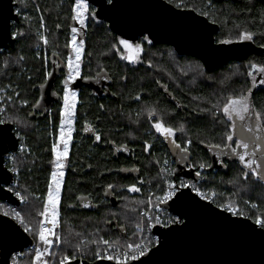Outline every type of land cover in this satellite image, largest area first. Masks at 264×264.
Instances as JSON below:
<instances>
[{"label":"trees","instance_id":"16d2710c","mask_svg":"<svg viewBox=\"0 0 264 264\" xmlns=\"http://www.w3.org/2000/svg\"><path fill=\"white\" fill-rule=\"evenodd\" d=\"M14 1L18 7L26 8L27 16L24 18L22 10L21 23L12 24L13 34L24 35L17 36L15 45L8 50L0 49V84L11 87L13 97L16 92L20 93L9 108L16 113L11 120L21 124L30 154L15 156L20 169L18 188L27 196V203L17 209L24 208L26 219L35 226L54 169L53 135L57 136L61 115L60 108H55L53 103L50 105L52 113L48 109L41 116H35L32 111L40 102L41 84H49L51 77L46 73L53 75L57 63L61 64L58 57L69 52V32L73 27L70 4L74 0ZM185 3L198 11L206 8V0H185ZM213 4L212 16L208 19L219 25L218 43L222 39L240 42L238 33L248 30L255 33L250 42L264 49V36H261L264 33V0H213ZM90 12H95L92 5ZM41 36H46L47 45ZM142 37H120L106 21L90 18L85 65L89 63L84 66L78 85L82 105L77 110L78 130L65 162L67 174L60 208L59 234L68 243H64V251L53 250L58 253L56 257H45L53 264H58L63 255L78 256L74 250L76 244L99 236L120 244L137 241L141 235L136 225L148 204L149 192L165 189L170 179L184 178L175 176L174 157L177 155L171 148L173 145L156 133L152 124L163 119L176 128L183 125L185 131L177 132L176 140L182 146L187 139L193 141L187 156L188 170L197 172L200 164L212 165L213 158L205 145L222 143L228 129L206 110L223 102L230 94L247 91L251 82L246 66L249 62L264 63L263 52L208 71L199 59L182 55L170 45L157 44L149 36L151 43ZM121 38L142 45L138 62L121 59V55H127L118 44ZM62 73L60 69L58 78L52 76L50 86L63 98ZM100 76L107 83L105 89L97 91L91 81ZM25 100L27 106H23ZM253 103L257 110L264 111V86L253 90ZM151 109L156 111L154 119L148 116ZM85 128L92 130L85 131ZM97 135L101 136L99 142L95 139ZM201 140L204 143H200ZM145 142L152 145L148 151H145ZM167 158L172 166L168 172L161 171ZM201 170L203 186L216 192L217 205L227 202L239 205L243 216L252 220L264 216V181L251 174L245 180L243 173L248 170L243 169L239 161L224 159L222 168L210 172L207 167ZM109 185L113 186L111 191ZM131 185L139 187L140 192L127 191ZM18 188L15 191H19ZM109 220L113 222L108 224ZM143 234L156 240L148 229ZM95 250L96 246L92 245L88 254H83L85 262L96 261ZM34 256L35 252H27L20 264H33Z\"/></svg>","mask_w":264,"mask_h":264},{"label":"water","instance_id":"95a60500","mask_svg":"<svg viewBox=\"0 0 264 264\" xmlns=\"http://www.w3.org/2000/svg\"><path fill=\"white\" fill-rule=\"evenodd\" d=\"M87 2L95 8L96 17L106 21L120 37L137 39L147 35L157 44L170 45L182 55L199 59L208 71L264 52L263 48L250 41L218 43L216 35L219 25L191 11L177 9L166 0H113L112 4H108L107 0ZM16 5L13 0H0V49H8L16 43L12 35L13 22H20L19 15L15 13ZM52 76L49 84L41 88L38 107L41 102L51 105L57 100L50 86ZM74 87L79 88L78 84ZM48 109L50 106L46 105L44 113ZM0 128H11L7 135L0 134V201L20 207V200L14 192L8 191L15 174L5 164L6 156L17 152L19 139L13 124L0 125ZM174 159L176 177L192 178L194 181L199 179L195 171L182 166L178 156ZM222 165L218 159H214L207 171L219 169ZM182 191L186 193L184 198L179 202L169 201L163 208L175 216L178 212H188V215L183 216L186 226H155L152 234L159 243L134 264H264V230L256 228L252 219L231 215L214 204L207 205L213 209L212 212L193 210L192 201L199 200V197L187 188ZM199 202L207 204L206 201ZM34 242L12 217L0 213V264H5V261L10 264L13 253L24 251ZM79 262L76 259L71 264ZM84 264L115 262L97 260L84 261Z\"/></svg>","mask_w":264,"mask_h":264},{"label":"snow or ice","instance_id":"6c2138e0","mask_svg":"<svg viewBox=\"0 0 264 264\" xmlns=\"http://www.w3.org/2000/svg\"><path fill=\"white\" fill-rule=\"evenodd\" d=\"M108 4H112L113 0H107ZM168 3L172 4L173 0H168ZM174 7L177 9H185L191 11L201 17L211 18L212 11L214 7L213 0H206V8L197 10L196 7H189L185 0H175ZM90 5L87 0H74L72 6V19L75 20L79 29L73 27L71 29L72 37L70 41L71 50L73 55H69L66 60V67L68 69L65 79L63 81V109L61 111V121L59 128V144L62 145V150L57 144L52 145V152L54 154V164L55 170L51 173V183L48 186L47 197L43 204V210L38 213L39 219L37 225L33 226L26 219V214L21 211H17L15 208L11 211L12 219H14L22 228L24 233H27L37 241L38 247L35 248V264H50V261L45 257H56L58 253L53 251L54 246L59 247L63 243H68L58 232L57 229L61 227V190H62V177L64 176L63 169L66 166V161L69 155V145L72 138V122L75 115V108L77 103V93L72 90L70 85L76 80L82 78L81 76V64L82 55L84 53V42L77 40V34L79 31L87 27L88 20L95 19L97 13L89 11ZM41 19H43L41 17ZM215 22V21H213ZM59 28L60 26L57 25ZM239 27V25H237ZM24 33H16L13 36L15 39L17 36H23ZM264 36V33H261ZM255 38V33L252 31L244 30L238 33V40L243 41H253ZM44 44H48L46 37L41 36ZM144 41L151 43V40L147 35L142 37ZM234 41L231 39H222L219 41L220 44H231ZM118 44L122 46L123 51L127 55H121V59L127 60L131 63H136L139 61L140 53H142V45L137 43L133 44L128 39H119ZM68 46V45H66ZM115 47V46H114ZM264 47V45H262ZM116 51H121L120 48H116ZM55 55V54H54ZM22 60L23 57H20ZM46 59V58H45ZM246 75L250 79L251 87L245 92L239 94H230L223 99V102H217L212 105L211 109L208 111L213 119L218 123L224 124L228 129L222 137V143H212L206 144L205 146L209 150L217 153V159L221 164H223V159L221 157H235L238 159L239 163L242 165L243 169H247L243 173V178L248 179L249 174L258 180H264V111H259L253 103V90L259 86H264V63L249 62L246 66ZM48 77L52 76V73H46ZM30 79V78H29ZM40 87H44L41 84ZM15 95L18 97L19 92ZM11 99V98H9ZM137 100L140 99L139 96L136 97ZM28 102L23 101V106H27ZM39 102H37L38 106ZM3 111V110H0ZM149 118L154 119L156 117V111L151 109L148 111ZM67 117V120L64 118ZM221 117L223 119H221ZM8 123L17 124L16 120H5L0 119V125H5ZM68 124V129L65 131L64 125ZM155 132L158 133L164 140L171 143L176 149L179 150L177 155L181 160L187 159L190 152L191 145L193 141L187 139L184 142V146L177 143L176 134L177 132L183 133L185 128L181 125L176 128L170 124H166L163 119L155 120L152 124ZM90 128H85V131H91ZM11 132V128H0V134L7 135ZM20 133L17 131V137L19 138ZM11 141V137H8ZM96 141L101 140V136L97 135L95 137ZM200 143H204L203 140ZM152 147L151 144L145 142V151H148ZM124 150H127L125 147ZM20 151H24L23 148ZM15 159V157H12ZM159 163V161H157ZM167 164V161H164ZM212 165L200 164L199 168H210ZM9 171H18L17 169H9ZM162 171H167L164 169ZM174 174V173H173ZM196 177L201 176V172L197 171L195 173ZM7 182V181H6ZM143 183V181H141ZM109 190L113 189L112 185H109ZM189 189L195 193L199 200H193L192 206L193 210L212 212L213 209L207 205L216 204L215 193H212L213 198H209V194L197 187L195 183H185L181 181L179 184L168 181L166 189L162 197L157 198V204L168 203L169 201L179 202L185 197L186 193L182 189ZM140 188L131 185L128 186L127 191L132 193L140 192ZM8 191L14 192V195L22 202L27 203V196L22 194L20 191H14L13 188H9ZM110 194V192L108 193ZM199 201H206L207 204H202ZM148 204L152 208H156L157 204H153L152 200L149 199ZM87 206V205H85ZM221 211L228 212L234 216H242L243 213L239 211L233 203H228L226 205H216ZM255 207V205H253ZM4 216H8L9 212L5 211ZM31 215V213H27ZM113 215H115L113 213ZM143 217L146 220V227L150 230L151 228L160 225L161 227L171 228L173 225H184L186 226V221L183 216L188 215V212H178L176 217L169 219H161L159 215H151L149 211L143 212ZM113 221H107L111 224ZM253 224L256 228L264 230V216H256L253 220ZM122 227V226H121ZM137 230L143 234L145 228L141 226L140 223L136 225ZM99 231V230H98ZM76 235H79L78 233ZM135 235V233H134ZM140 239H143L141 235ZM158 240H153L150 236L143 243L137 241L125 242L120 244L119 242H113L108 239H104L103 236H99L96 239H91L87 242L81 241V243L76 244L75 253L84 252L88 245H95L96 250L94 256L98 260L114 261L115 264H134L135 261L139 260L141 257L145 256L148 251H151V247L158 244ZM103 246V247H101ZM78 259V256L74 254L73 256L63 255L59 257L58 264H71L72 260ZM7 264V261H5ZM12 264H16V259L13 258Z\"/></svg>","mask_w":264,"mask_h":264},{"label":"rangeland","instance_id":"374dc122","mask_svg":"<svg viewBox=\"0 0 264 264\" xmlns=\"http://www.w3.org/2000/svg\"><path fill=\"white\" fill-rule=\"evenodd\" d=\"M73 4H74V1L70 4V9H72V6H73ZM90 5V4H89ZM18 9H19V11L21 12V14H22V10H24V14L26 13V8H22V7H18ZM89 11H91V5H90V8H89ZM73 15V13H72V11H71V16ZM26 16H27V14H25L24 15V18H26ZM72 24H73V19H72ZM73 27H76V26H74L73 25ZM72 27V28H73ZM79 29V28H78ZM86 29H87V32L84 34V32L83 31H79L78 32V34H77V40H78V42L79 41H83L84 42V52H85V49H86V43H87V34L89 33V30H90V19L88 20V22H87V27H86ZM69 52L67 53V55H64V58L65 59H67V57L69 56V54L70 55H73V57H74V53L72 54V50H71V45H70V41H71V37H72V32H71V30H70V32H69ZM45 45V44H44ZM82 57L85 59H83L82 58V60H83V62H82V65H84L85 66V63L87 62V60H86V52L85 53H83V55H82ZM56 61V60H55ZM82 67L83 66H81V69H82ZM68 70V69H67ZM67 70H65L66 72H67ZM83 70H84V68H83ZM82 70V71H83ZM66 72H64V73H62L63 75H62V77H61V81H62V89H63V81H64V77L66 76ZM105 83H106V79L105 78H103V79H98V80H96V82L95 83H93V86L97 89V91H100L101 89H105ZM2 88V89H1ZM78 89L79 88H77V89H75L76 90V92L78 91ZM4 91V92H3ZM6 91V92H5ZM13 92V90H11V87H9V86H4V85H2V84H0V110H3V111H0V119H5V120H11L13 117H15L16 115V113H13L11 110H10V105L14 102V98L15 97H17L16 95H15V97H13V95L11 94ZM62 93H63V90H62ZM6 95H8V96H6ZM2 97V98H1ZM77 97H78V93H77ZM4 98V99H3ZM5 98H6V100H5ZM9 98H11V99H9ZM3 100H5V101H3ZM7 100H9V101H7ZM77 100H78V98H77ZM7 102H9L8 104H7ZM62 109H63V103H62V106H61V108H60V115H61V111H62ZM41 110H46V107L44 106L43 108H41ZM42 114V113H41ZM19 117V116H18ZM61 117V116H60ZM62 118V117H61ZM74 118V117H73ZM21 119V118H20ZM65 120H67V117L66 118H64ZM19 122V121H18ZM67 123L64 125V126H66L65 128L66 129H68L67 128ZM71 127H72V125H71ZM14 128L16 129V132L17 131H19V133H20V136H19V138L22 140V142H23V146L26 148L27 147V149L26 150H24V152H22V151H20L19 153H21V154H25V155H27V154H30V150H28V148H29V146H28V144L25 142V136L23 135V133H21V124H19V123H17V124H14ZM15 132V133H16ZM16 135H17V133H16ZM59 147H61L62 148V145H60L59 144ZM208 151H209V153H210V156L213 158V159H217V153H214L213 151H211V150H209V148H208ZM177 153L178 152H176V155H177ZM52 154H53V152H52ZM15 157L16 155H10V157H9V159H8V161H9V164L8 165H6L8 168L10 167L11 169H17L19 172H20V169L17 167V165H16V163H17V159H16V157H15V159H12V157ZM178 156V155H177ZM222 159H226V160H236V161H238V159L237 158H235V157H231V156H228V157H221ZM52 159H53V161H54V157L52 156ZM178 159L180 160V163L183 165L185 162H186V159H184V160H181L180 159V157L178 156ZM187 180H191V179H187ZM193 180V179H192ZM191 180V181H192ZM194 181V180H193ZM261 181H264V180H261ZM20 185L18 184V186L17 185H15L13 188H18ZM19 189V191H21V189L20 188H18ZM62 192H61V201H62V194H63V192H64V190L62 189L61 190ZM64 195V194H63ZM46 197H47V193H46V195H45V197L43 198V200H42V206H41V210L40 211H42L43 210V204H44V201L46 200ZM0 204H1V201H0ZM226 204H228V202L227 203H225V204H223V205H226ZM147 207V206H146ZM150 207H151V205H150ZM237 207V206H236ZM23 209L24 208H20V209H17V211H21L22 213H23ZM239 209V208H238ZM2 210V206L0 205V211ZM39 219H42L41 217H39ZM61 219H62V217H61ZM140 224L142 225V221L140 222ZM59 231H60V229H59ZM141 234V233H140ZM141 237V236H140ZM144 237L146 238V240L148 239L146 236H145V234L143 235V241H144ZM141 240H140V238H138V240H137V242H140ZM85 242H87V240H85ZM66 245H64V243L63 244H61L59 247H55L54 246V248H53V250H56V251H58V250H65V249H63V247H65ZM91 247H92V245H88V247H87V249H85V251L84 252H82L84 255H87L88 254V252L91 250ZM75 250V249H74ZM28 251H26V253H27ZM49 260V259H48ZM35 261V260H34ZM33 264H35V262H33ZM50 264H53V263H51V261H50Z\"/></svg>","mask_w":264,"mask_h":264},{"label":"built area","instance_id":"2783aa9c","mask_svg":"<svg viewBox=\"0 0 264 264\" xmlns=\"http://www.w3.org/2000/svg\"><path fill=\"white\" fill-rule=\"evenodd\" d=\"M83 31H84V33H86L87 32V29L85 28V29H83ZM85 52H86V49H85ZM81 66H83L82 67V70H83V68H84V65H82L81 64ZM68 71V70H67ZM67 73V72H66ZM81 73H82V71H81ZM77 81L78 80H76L74 83H72L71 85H70V87L72 88V90L73 91H75L76 92V90L75 89H77V88H75L74 86L76 85V83H77ZM76 93H78V92H76ZM1 101V100H0ZM78 102H80L79 101V99L77 100V103H76V107L78 106ZM76 109V108H75ZM74 119H75V117L73 118V122H72V128L74 127ZM21 148H25V147H22V145H20L19 147H18V152H20V149ZM26 149H27V147H26ZM11 155H12V153H11ZM9 157H10V155H7V159H6V165H8L9 164V161H8V159H9ZM53 157H54V154H53ZM165 161H167V164H165L164 162L162 163V166H161V168L164 170V169H167V171L166 172H168L169 170H170V167H171V161L170 160H165ZM11 169V168H10ZM198 171H200L201 173H202V170H198ZM16 175H17V171H13ZM187 179H189V178H182L181 180H171V181H173V182H175V183H177V184H179L181 181H183V182H185V183H195L196 185H197V187H199V188H201V190L202 191H204L205 193H207V194H209V198L211 199V198H213L212 197V193H215V200L217 201V194H216V192H214V191H212V190H209V189H207L206 187H204L203 186V183H204V178L203 177H199V179L197 180V181H193L192 179V182L191 181H189V180H187ZM50 182H51V180H50ZM167 186V185H166ZM166 189V188H165ZM163 194H164V191H159V192H151L150 194H149V199H151L152 200V202H153V204H157V198L158 197H162L163 196ZM21 202V201H20ZM21 204H22V202H21ZM165 203H159V204H157V207L156 208H152V207H150V205L148 204V207L147 208H145L144 210H143V212H145V211H149L150 212V214L151 215H159L160 217H161V219H169V218H172V217H176L175 215H173V214H171L170 212H168L167 210H165L164 208H163V205H164ZM1 206H2V210L0 211V213H4L5 211H8L9 212V215L8 216H10V217H12L11 216V211H12V209L13 208H15L16 210H17V208L18 207H15V206H13V205H11V204H9L8 202H4V201H1V204H0ZM214 205H217V204H214ZM143 212L141 213V216H142V218H141V221H142V227H144L145 228V230H147L148 228L146 227V220H145V218L143 217ZM157 226H160V225H157ZM154 228V227H153ZM153 228H151L149 231L151 232V234H152V229ZM57 231H58V229H57ZM142 236L144 235V234H141ZM153 235V234H152ZM155 237V236H154ZM155 239H156V237H155ZM141 241H140V243H143L144 241H142V239H140ZM157 240V239H156ZM39 245H38V243H34L32 246H30V247H28L27 249H25L24 251H22V252H16V253H13L12 255H11V257H10V264H12V260H13V258H15L16 259V264H20L24 259H25V257H26V251H33V252H35V248L36 247H38ZM79 254V257H78V259H79V264H84V255L82 254V252L81 253H78ZM95 259H96V257H95ZM96 260H98V259H96Z\"/></svg>","mask_w":264,"mask_h":264},{"label":"flooded vegetation","instance_id":"af4514ba","mask_svg":"<svg viewBox=\"0 0 264 264\" xmlns=\"http://www.w3.org/2000/svg\"><path fill=\"white\" fill-rule=\"evenodd\" d=\"M14 1V0H13ZM15 2V1H14ZM16 3V2H15ZM17 4V3H16ZM15 13L16 14H18L19 15V17H20V14H21V12L19 11V9H18V6L16 5V7H15ZM73 25L74 26H76V28H79V25H78V23L75 21V20H73ZM81 31H83V30H81ZM84 32V31H83ZM85 34V33H84ZM12 35L13 36H15V34H13V30H12ZM59 59L58 60H60V63L61 64H59V63H57V65L55 66V70H54V72H55V74H56V76H57V78L59 77V75H60V69L61 70H63V73L64 72H66L65 70H67V67H66V60H65V58H64V56H61V57H58ZM61 58V59H60ZM82 74H83V71H82V73H81V76H82ZM65 78V77H64ZM55 79H56V77H55ZM81 79V78H80ZM80 79H78V81H77V83L76 84H80ZM98 79H103V76H100V77H98V78H96L95 80H92L91 81V83H95L96 82V80H98ZM55 81V80H54ZM106 83H107V80H106ZM44 86H46V85H44ZM105 87H106V84H105ZM42 89H43V87H41ZM41 88H40V90H41ZM81 87H79V89H78V98L80 99V96H81V89H80ZM52 89V88H51ZM52 93H53V95H55L56 97H57V100L56 101H53V106L55 107V108H61V106H62V103H63V98L60 96V94L57 92V91H55V90H53L52 89ZM80 95V96H79ZM80 101V100H79ZM78 106L76 107V109H75V115H74V117H75V121H74V128H72L73 129V131H72V138H71V142L74 140V138H75V135H76V132H77V130H78V127H77V110H78V108H79V106H81L82 105V102L80 101V102H78ZM46 105H47V107L48 106H50V103L48 104V103H40V106L38 107L37 105L33 108L34 110L32 111V115L34 114L35 116L37 115V116H41V113L42 114H44V111L43 110H41V108H43L44 106L46 107ZM50 110V109H49ZM51 111V113H52V109L50 110ZM31 115V117H33ZM14 125V124H13ZM69 126L67 125V128H68ZM59 128H60V123H59V126H58V129H57V136L55 137V135H53V139H54V143H56L57 144V146L59 147ZM65 128V127H64ZM77 128V129H76ZM66 129V128H65ZM14 131L16 132V129L14 128ZM65 131H67V130H65ZM17 133V132H16ZM71 142H70V145H69V152H70V149H71ZM22 143V144H21ZM53 143V144H54ZM20 144L21 145H23V142H22V140L19 138V146H20ZM22 147H24V146H22ZM171 148H173L174 149V152L176 153V150H175V148L173 147V146H171ZM28 149H30V147L28 148ZM24 150H25V148H24ZM61 150H62V148H61ZM16 153H19L18 152V150H17V152H15V153H12V155H16ZM8 155H11V154H8ZM52 156H53V154H52ZM6 159H7V156H6V158H5V162H6ZM214 160V159H213ZM224 160V159H223ZM6 164V163H5ZM182 166H184V167H186L187 169L188 168H190L189 166V162L187 161V159H186V162L182 165ZM10 169V168H9ZM55 170V168L53 169V171ZM63 172H64V176L62 177V181H63V183H62V185H63V187H62V189L64 190L65 189V179H66V174H67V171H66V168H64L63 169ZM18 173H19V171H17V175L15 174V180H14V182L10 185V186H8V189L9 188H13L15 185H17L18 183ZM50 180H51V176H50ZM51 183V182H50ZM49 183V184H50ZM14 189V191H15V188H13ZM63 194H64V192H63ZM63 194H62V200H63ZM61 204H62V201H61ZM61 208V207H60ZM61 211V210H60ZM61 217H62V212H61ZM60 229V228H59ZM59 229H58V233H59ZM35 243V242H34Z\"/></svg>","mask_w":264,"mask_h":264},{"label":"bare ground","instance_id":"6f19581e","mask_svg":"<svg viewBox=\"0 0 264 264\" xmlns=\"http://www.w3.org/2000/svg\"><path fill=\"white\" fill-rule=\"evenodd\" d=\"M20 21H21V19H20ZM212 22V21H211ZM21 23V22H20ZM216 24V23H215ZM220 30V29H219ZM14 32V31H13ZM44 34V33H43ZM45 35V34H44ZM46 37V36H45ZM16 39V38H15ZM260 47V46H259ZM8 50V49H7ZM86 51H87V49H86ZM85 53V52H84ZM73 54V53H72ZM70 55V54H69ZM83 58V57H82ZM84 59V58H83ZM86 59H87V56H86ZM65 60H67V59H65ZM85 60V59H84ZM88 61V60H87ZM82 62H83V60H82ZM66 63V62H65ZM89 63V62H88ZM87 63V64H88ZM86 64V65H87ZM85 65V66H86ZM85 69V68H84ZM67 74V73H66ZM262 87V86H261ZM2 89V88H1ZM4 92V91H3ZM6 92V91H5ZM1 94V93H0ZM6 96H8V95H6ZM80 96V95H79ZM2 98V97H1ZM78 98V97H77ZM4 99V98H3ZM79 99V98H78ZM5 100H6V98H5ZM5 100H3V101H5ZM12 100V99H11ZM80 101H81V99H79ZM7 101H9V100H7ZM6 102V101H5ZM9 102H7V104H8ZM79 105V104H78ZM66 118V117H65ZM75 121V120H74ZM64 127H66V126H64ZM74 128V127H73ZM77 129V128H76ZM65 130H67V129H65ZM73 136V135H72ZM19 139V138H18ZM22 144V143H21ZM20 144V145H21ZM56 144V143H55ZM23 146V145H22ZM61 148V147H60ZM25 150H26V148H25ZM28 150H30V149H28ZM22 152H24V151H22ZM15 153V152H14ZM11 154V153H10ZM16 154H18V153H16ZM12 157V156H11ZM168 159V158H167ZM166 159V160H167ZM169 160V159H168ZM172 160V159H171ZM6 163V162H5ZM162 163V162H161ZM161 166V165H160ZM172 166V165H171ZM184 167V166H183ZM10 168V167H9ZM161 168V167H160ZM222 168V167H221ZM187 169V168H186ZM201 170V169H200ZM162 171V170H161ZM165 174V177H166V174L167 173H164ZM202 174V173H201ZM163 175V174H162ZM202 175H204V174H202ZM169 175H167V177H168ZM172 176V175H171ZM202 177V176H201ZM205 177V176H204ZM185 178V177H184ZM169 179V178H168ZM182 179V178H181ZM170 180H172V179H170ZM165 181H167V180H165ZM191 181V180H190ZM207 181V180H206ZM192 182V181H191ZM167 183V182H166ZM207 184V183H206ZM164 186H165V184H164ZM205 186V185H204ZM62 187H63V185H62ZM166 187V186H165ZM206 187V186H205ZM163 189H164V187H163ZM163 189H161V191H163ZM210 189V188H209ZM156 190V189H155ZM165 190V189H164ZM160 191V190H159ZM62 192V191H61ZM152 191H150L149 193H151ZM149 195V194H148ZM147 199H148V197H147ZM148 201H149V199H148ZM147 206H148V204H147ZM236 206V205H235ZM152 207V206H151ZM238 207H239V205H238ZM145 208H147V207H145ZM243 216V215H242ZM141 219V218H140ZM140 222H141V220H140ZM146 231V230H145ZM140 233V232H139ZM147 233H149V232H147ZM146 233V234H147ZM151 233V232H150ZM141 235V234H140ZM147 237V236H146ZM149 237V236H148ZM147 237V238H148ZM151 238H152V236H151ZM144 240H146V238L144 237ZM143 241V240H142ZM153 247V246H152ZM151 247V248H152ZM83 254V253H82ZM78 256H79V254H78ZM86 261V260H85ZM97 261V260H96Z\"/></svg>","mask_w":264,"mask_h":264}]
</instances>
